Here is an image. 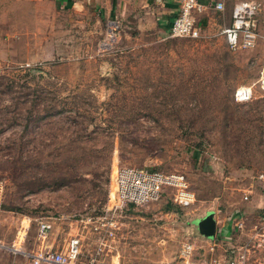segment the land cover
I'll list each match as a JSON object with an SVG mask.
<instances>
[{
	"label": "rangeland",
	"instance_id": "1",
	"mask_svg": "<svg viewBox=\"0 0 264 264\" xmlns=\"http://www.w3.org/2000/svg\"><path fill=\"white\" fill-rule=\"evenodd\" d=\"M63 5L8 0L0 12V240L21 241L0 264H31L41 219L50 245L80 239L76 264H176L187 242L196 258L228 257L194 220L264 175V93L233 98L254 73L217 39L122 30L106 48V12ZM121 167L181 173L195 201L166 193L114 212ZM251 261L264 264V244Z\"/></svg>",
	"mask_w": 264,
	"mask_h": 264
},
{
	"label": "built area",
	"instance_id": "2",
	"mask_svg": "<svg viewBox=\"0 0 264 264\" xmlns=\"http://www.w3.org/2000/svg\"><path fill=\"white\" fill-rule=\"evenodd\" d=\"M215 9L222 11L223 4H215ZM205 6L198 0H178V12L172 20L168 37L173 39L197 40L202 37L201 29L195 18V13H201ZM258 5L251 1L236 0L232 9V19L229 26L222 30L225 42L231 51L253 48L257 40L256 16ZM117 29V28H116ZM115 29L106 31V48L111 46L116 34ZM254 86L264 92V70L258 74V78L252 85L240 86L234 92V100L238 103L248 102L252 99ZM263 176H259L262 178ZM115 191L113 196L112 210L122 211L129 206L143 207L155 203L168 193L172 204L180 208H188L195 201V193L191 190L185 176L181 173H165L142 168L121 167L115 171L114 177ZM264 188V187H263ZM3 196V185L0 183V213ZM90 219H86L89 222ZM100 227H106V236L113 235L110 227L112 222L100 219ZM100 227H97L100 228ZM238 230H243L244 222L236 224ZM51 225L46 219H41L37 226V236L40 246L34 252L28 253L31 264H76L81 255L80 239L78 237L69 238L59 250H53L46 246L49 238ZM264 241V217L259 224L254 227L253 235L239 249H233L231 255L222 258L206 260L194 257V246L192 243H185L180 250L179 262L176 264H251L250 253L254 242ZM256 242V243H257ZM21 241L7 245L0 240V252L21 253ZM83 264H102L95 260H90ZM117 264H126L120 263Z\"/></svg>",
	"mask_w": 264,
	"mask_h": 264
},
{
	"label": "crops",
	"instance_id": "3",
	"mask_svg": "<svg viewBox=\"0 0 264 264\" xmlns=\"http://www.w3.org/2000/svg\"><path fill=\"white\" fill-rule=\"evenodd\" d=\"M8 0H0V12L5 8L4 4ZM58 3H64L65 10H98L106 12V25L108 29H118L117 36H120L122 30L149 32L156 31L158 34L168 33L170 24L178 12V0H56ZM205 6L201 13H195V18L201 29V38L204 40L217 39L222 41L227 49L236 58L237 66L247 69L254 73L252 83L242 84L241 86L252 85L258 78L261 70H264V0H244L251 1L258 5L256 16L257 40L253 48L231 51L222 35V30L230 25L232 19V9L236 0H198ZM222 3L223 10L215 9V4ZM104 8V10L98 9ZM108 23V24H107ZM126 33V32H125ZM127 35V33L125 34ZM220 36V37H219ZM255 86L253 91L255 90ZM262 92V91H261ZM264 93V92H263ZM259 176H263L259 178ZM244 183L238 189L242 193V198L229 197L222 201L220 199V208L214 209L216 221V234L212 241H204V245L209 250L219 245L227 246L231 252L233 249H239L253 235L254 227L259 224L264 217V175L257 174L253 178H243ZM216 204L218 201L216 200ZM244 222L243 230H238L236 224ZM50 235L46 246L53 250H59L61 244L50 245ZM255 241L251 254L254 249H260L263 242ZM234 252V251H233ZM260 264V263H259Z\"/></svg>",
	"mask_w": 264,
	"mask_h": 264
},
{
	"label": "water",
	"instance_id": "4",
	"mask_svg": "<svg viewBox=\"0 0 264 264\" xmlns=\"http://www.w3.org/2000/svg\"><path fill=\"white\" fill-rule=\"evenodd\" d=\"M194 226L196 227L199 237L203 238L205 241H212L216 234L215 211L209 210L202 217L194 220Z\"/></svg>",
	"mask_w": 264,
	"mask_h": 264
},
{
	"label": "trees",
	"instance_id": "5",
	"mask_svg": "<svg viewBox=\"0 0 264 264\" xmlns=\"http://www.w3.org/2000/svg\"><path fill=\"white\" fill-rule=\"evenodd\" d=\"M172 204V203H171ZM167 210H169V206L166 207Z\"/></svg>",
	"mask_w": 264,
	"mask_h": 264
}]
</instances>
